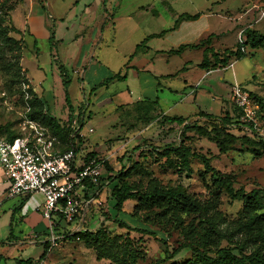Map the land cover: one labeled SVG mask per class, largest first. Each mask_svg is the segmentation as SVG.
I'll return each mask as SVG.
<instances>
[{"label":"rangeland","instance_id":"rangeland-1","mask_svg":"<svg viewBox=\"0 0 264 264\" xmlns=\"http://www.w3.org/2000/svg\"><path fill=\"white\" fill-rule=\"evenodd\" d=\"M218 1L222 2L212 5ZM0 6V15L5 17L8 28L19 31V34H10L19 39L22 46L16 62L20 67L19 77H24L31 91L35 88L49 116L60 124L66 125L71 116L80 127L79 118L83 116L79 128L82 138L80 143L75 140V145L79 144L76 152L79 160L93 153L107 162L113 173L136 162L135 170L127 179L129 183L140 182L145 186L150 179H156L164 187L180 186L199 198L208 199L210 194L201 181L203 165L198 159H190L189 169L184 170L174 156L170 157L172 164H169L156 155V150L181 143L192 153L209 159L217 171L234 175V188L243 189L247 196L252 190L264 188V152L256 144L242 146L237 139L221 153L212 132L224 126L219 119L226 114L232 121L236 120L230 101L234 84L264 105V50L245 47L244 58L230 57L229 66L211 73L198 66L202 61L201 48L178 50L181 45L197 44L207 38L201 22L178 20L176 16V29L160 33L162 27L172 24L168 8L179 14H198L202 21L204 15L222 11L224 23H233L236 30L231 33L227 24L228 33L218 38L215 44L220 56L224 49L234 51L239 40L244 41L240 33L246 28L264 35V16L260 18L264 0H0ZM14 6L9 15L8 10ZM156 32L161 36H146ZM162 48L168 49L156 52L164 50ZM172 48V52L167 51ZM209 60L213 64V59ZM15 61L7 54L0 63V126L10 124L14 129L27 105L18 92L24 84L15 83ZM60 69L68 81L66 87ZM116 74L126 79L112 80ZM158 74H169L167 79L170 80ZM183 80L192 86L191 92L189 87L182 89ZM157 84L173 90L170 99L175 107L166 117H189L188 121L204 129L207 136L197 134L194 129L160 125L162 116L156 117L160 108L154 99ZM126 90L132 91V95L124 97ZM165 93L163 90V94L168 95ZM158 94L160 98L163 96L161 92ZM136 98L145 101L146 108L140 112L134 111L135 104H130ZM98 99L101 103L96 104ZM125 103L128 105L121 107ZM201 113L215 120L206 119ZM143 118L151 119L152 126L148 128ZM238 135L252 136L246 129ZM220 140L222 137L218 138ZM109 189L111 187L106 186L99 197L94 196V203L85 209L83 217L78 215L71 224L63 221V226L57 227L53 238L50 237L53 244L50 243L43 260L40 257L44 242H33L46 240V230L40 229L46 226V221L31 225L32 220L38 218L40 198L20 196L0 201V264H15L17 260L26 259L37 264L129 261L120 255V244L124 252L132 254L135 264H171L172 261L164 260L161 240L176 248L182 243L198 242L197 235L211 229L204 219L189 227L190 218L183 217L175 223L153 212L143 214L136 210L133 201L126 202L122 212L117 213L109 199ZM210 192L215 212L209 216L221 218H213L220 236L206 237L208 253L213 254L219 248H234L235 252H240L245 236L237 234V229L243 221V202L231 201L220 188H212ZM79 229L82 233L99 231L100 242L57 239L58 235ZM9 234L11 238L7 239ZM110 245L115 259L105 258L110 253ZM126 246L128 248L124 249ZM241 249L244 254L250 253L249 248ZM188 258L190 253H181L174 261Z\"/></svg>","mask_w":264,"mask_h":264},{"label":"trees","instance_id":"trees-1","mask_svg":"<svg viewBox=\"0 0 264 264\" xmlns=\"http://www.w3.org/2000/svg\"><path fill=\"white\" fill-rule=\"evenodd\" d=\"M15 7L16 6H14L11 10L9 9L7 13L10 15ZM0 8H2V6H0ZM198 18V14L193 16L182 14L178 17V20L182 19L186 21H194ZM6 22L7 21L5 17L0 15V63L4 60V57L7 54H10L11 57L16 60L14 63L15 69L17 71L16 76H14L16 78L15 83H17L18 85H26L27 81L24 79V77H19L20 67L16 63L18 59V53L21 51L22 47L21 42L19 39H15L10 35L11 33L19 34V31L14 27L8 28ZM240 34L244 36V41H241L240 39L234 51L224 49L220 56L217 52H214L211 47H209L211 43V36H208L206 39L201 40L200 43L198 42L197 44L182 45L178 48V50H184L188 47L201 49L204 48L202 51V61L198 65L199 68L205 71H212L219 67L224 68L229 66L228 62L230 57H233L234 60H240L244 58L245 47H249V49L251 50H264V35L252 31L248 28L242 30ZM148 38H153V36ZM210 58L213 59V64L210 63ZM60 71L61 77L63 78V86L66 87L68 81L65 78L63 70L60 69ZM111 79L124 80L125 76L116 74ZM31 90V88L27 90L29 98L26 101L24 100V102H26L29 107V112L26 114V118L29 121L35 122L40 126L46 128L52 136L57 138L59 145L55 147L59 150V152L62 153L68 151L70 149V142L72 141V139L70 138V134L72 133V117L69 116L66 125L60 124V122H58L55 118L49 116L45 102H43V100ZM18 92L24 98V94L21 89L18 90ZM247 94L249 98L257 105L256 118L260 123V126L264 129V115L262 114L264 105H260V103L255 102L254 98L249 93ZM144 104L145 102L136 103L134 105V111L140 112L144 110V108H146ZM232 106L235 109L234 111L236 112V120L232 121V119L229 118L228 114H226L225 117L219 119V122L224 125L221 126L220 131L212 129V132H214L213 140L215 141L219 151L223 153L226 149V146H230L235 140L240 139V145L244 146L256 144V146H258L264 152L263 138L256 130L252 128L246 129L243 126L240 121L241 112L233 104ZM201 116L205 117L206 119L215 120L209 115H204V113H201ZM82 117L83 116L79 118L80 127H82L83 124ZM150 120L151 119L147 118L142 119V121H145V123L148 124L151 122ZM188 120L189 117H162L159 122L160 125H175L177 127H182L183 130L194 129L197 134L201 136H207V133L204 131V129L198 127L193 123H190ZM243 129L248 130L252 136L249 137L245 135H238L243 131ZM0 135L5 141L8 142H12L14 139L20 136L16 128L14 129L10 124L0 126ZM220 137H222V140L218 141V138ZM255 139L257 140V142L255 141ZM80 140L81 139H79V143ZM77 150L78 148L75 149V153L77 152ZM156 155L161 159H165V162L169 164H172L170 157L174 156L179 161L180 169L184 170L189 169L190 159H198L203 165L201 181L205 186L206 191H208V193L210 194L209 198H199L197 194L185 191L181 189L180 186L171 188L164 187L158 181H156V179H150L145 186H143V184L140 182L129 183L127 179L130 177L131 172L135 170L137 166L136 162L131 164L127 169L123 168L118 173H113L107 162L104 161V173L106 174V177L101 178V187L104 186L105 183L107 187H111V189H109V199L113 203L114 210L117 213H120L122 212L123 206L126 202L133 201L136 203V210L139 212H143V214L153 212V215L168 218L170 220H173V222L175 223L181 221L183 217L190 218L191 224L189 225V227H192V224L197 220L204 219L208 221L211 229L208 232L204 231L201 236L198 234V242L191 241L189 243H182L178 247L174 248L166 241L161 240L164 248V260L172 261L171 264H264V213H259L264 210V188L260 190H252L248 193L247 196L243 189L234 188V185L236 183L234 175L217 171L210 165L209 159L204 156L192 153L188 147L184 146L181 143L175 146L168 145L161 150H156ZM91 158L97 157L93 153L88 154L84 158V161H87ZM101 187L99 189H101ZM212 188L223 189L231 201L238 200L243 202V221L242 224H239L237 229V234H243L245 236L244 241L239 247L240 252H235L234 248H219L216 249L213 254L208 253L210 252V250L208 249L209 244L207 238L210 236H220V231L216 224H214L213 218L220 219L221 217L216 216L211 218L209 216V214L213 215V213L215 212V202L214 199L212 200L213 194L212 192H210ZM146 218H148V216ZM60 219L61 221H63L61 216ZM69 224H71V222ZM116 224L118 226H121V228H125L123 224H120L118 222H116ZM57 227H59L58 224L54 225L53 223L52 234H54V231L58 230ZM45 236L47 238L43 243L44 249L40 260H43L45 258L47 252L50 249L49 245L51 243V235L48 230L46 231ZM101 236L102 235L99 231H97L96 233H82V230H80L79 232L68 231L63 235H58L57 239H69L77 241L82 240L86 243L89 241H94V243L96 244L100 242ZM51 244H53V242ZM127 246L124 249L128 248ZM109 247H111L109 250L110 253L109 255L105 256V258L115 259V256L111 254V252H113L111 251L113 246L110 245ZM118 248V250H120V255L126 257L129 261L123 259V261H117V264H135V258L132 256V254L124 252L121 244ZM241 248H249L250 253L244 254ZM181 253H190V258L174 261V258ZM15 264L37 263L32 259H26L17 260L15 261Z\"/></svg>","mask_w":264,"mask_h":264},{"label":"built area","instance_id":"built-area-1","mask_svg":"<svg viewBox=\"0 0 264 264\" xmlns=\"http://www.w3.org/2000/svg\"><path fill=\"white\" fill-rule=\"evenodd\" d=\"M264 10L260 11V18ZM23 85L21 91L25 101L29 98ZM230 101L241 112L240 121L246 129H254L264 140V129L257 121V105L238 85L230 89ZM24 114L16 130L19 137L12 142L5 141L0 135V168L7 183V197L14 198L39 194L43 203L39 209L41 217L49 222L48 231L53 238L52 219L60 215L62 220L70 223L78 215L84 216L85 209L94 203V196H89L93 189L101 187L104 174V161L91 158L87 161L77 159L75 140L81 139L77 120L71 125L70 149L59 152L57 138L39 124L29 121ZM106 187V183L104 186ZM77 230L76 232H79Z\"/></svg>","mask_w":264,"mask_h":264},{"label":"crops","instance_id":"crops-1","mask_svg":"<svg viewBox=\"0 0 264 264\" xmlns=\"http://www.w3.org/2000/svg\"><path fill=\"white\" fill-rule=\"evenodd\" d=\"M220 2H222V1H218V2H212V5H218ZM104 11H106L105 9H104ZM168 11L170 12V17H171V20H172V24H170L169 26H165V28H161L162 30H161V32L160 33H166V32H171V31H173V30H175L176 29V24H174V20H175V18H176V16H180V15H182V14H179V13H177V12H175L174 10H172V9H170V8H168ZM212 14H206V15H204V21H202V19L201 18H198L197 20H194V21H192V22H194V23H199V22H201L200 23V26H201V28H202V31H204L203 33H205V35H207V37L208 36H211V43H210V46L209 47H211L213 50H214V52H217V44H215V43H217L218 42V38L220 39L221 37H223L225 34H227L228 33V31L226 32L225 31V28L227 27V24H229V23H224V21L226 22V20H225V18H224V16H222V14L221 13H223L222 11H218V12H211ZM183 14H186V13H183ZM239 16V15H238ZM237 16V18H239ZM156 17V19H158L159 18V15L158 16H155ZM235 20H238V19H234L233 21H234V23L236 24V22H235ZM177 21V20H176ZM186 21V20H185ZM11 22H12V20H11ZM238 23V22H237ZM237 25V24H236ZM229 26H230V32L231 33H233V31H235L236 30V27H235V25L233 24V23H230L229 24ZM229 30V29H228ZM147 37H151V36H153V37H159V36H161V34H159V32H156V33H151V34H148V35H146ZM185 45H190V44H185ZM182 46V45H181ZM162 49H164V48H162ZM166 49H168V48H165L164 50H158V51H156L157 53L159 52H165V50ZM203 49L204 48H202L201 49V51H203ZM168 52H172L173 51V48H172V50L171 49H169V50H167ZM213 71H215V70H212L211 71V73H214ZM210 73V72H209ZM75 74H77V72L75 73ZM159 75V77H163L164 79H166V80H170V79H167V78H169L170 77V75L169 74H158ZM83 78V77H82ZM126 79V78H125ZM182 85H183V90L184 89H186V88H188L189 87V89H191L190 90V92L193 90L192 89V86L191 85H189L188 84V82H187V80H183V82H182ZM32 86V85H31ZM157 90L155 91V104L156 105H158L159 106V108H160V112L157 114V116L156 117H159V116H162V117H166L167 116V114L169 113V112H171L173 109H174V107H175V103H174V101L173 100H171L170 98V95H172V89L168 86V87H162L161 86V88H164L163 90H165L166 91V93L165 94H168V95H164L163 94V90L161 91V88H160V86H159V84H157ZM33 88V87H32ZM33 90H34V92L36 93V94H38L37 93V91L35 90V88H33ZM159 92H161V94L163 95L161 98L159 97ZM43 93L44 92H42V96H43ZM39 95V94H38ZM132 95V91H129V90H126V94L125 93H123V96L124 97H128V96H131ZM44 99V98H43ZM141 98H136V101H132L130 104H136V103H142V102H145L144 100H140ZM45 100V99H44ZM101 101V99H98L97 101H96V104H99V103H101L100 102ZM107 100H104L103 102H106ZM102 102V103H103ZM124 105H128V104H122V106L121 107H123ZM208 104L206 103V106H207ZM198 112H204V111H201V110H199ZM197 113V112H196ZM196 113H194V114H196ZM194 114H192V115H194ZM179 117H182V118H186V117H183V116H179ZM83 118V117H82ZM74 119L75 118H72V122L74 121ZM148 125V128L150 127V126H152V125H150V123L149 124H147ZM146 125V126H147ZM89 130H91V129H89ZM92 131V130H91ZM76 155H77V159L79 160V155L76 153ZM106 187H101V189H98V190H96V189H93V190H91L90 192H89V196H92L93 194H96V197H99L100 195H101V193L103 192V190L105 189ZM30 196H33V197H36V198H40V206H39V208L41 207V205H42V203H43V198H42V196L41 195H39V194H32V195H28V196H25V197H23V198H29ZM0 201H4V200H6V199H11V198H8L7 197V183H6V180H5V177H4V174H3V171L1 170V168H0ZM21 206H23L24 205V203H22V202H20L19 203ZM0 208H1V202H0ZM16 208V207H15ZM41 220H44L42 217H41V215H40V213H39V215H38V218H36L35 219V221L34 220H32V222H31V225H32V223H34V224H37L38 222H40ZM34 221V222H33ZM46 221V220H45ZM52 222L54 223V225H57L58 224V226H63V221H61V219H60V215H56V216H54L53 217V219H52ZM41 226V225H40ZM49 227V222L48 221H46V226H43L42 228H40V229H42V231L43 230H46L47 231V228ZM11 238V234H9V236H8V238L7 239H10ZM6 239V240H7ZM37 239V237H35V240ZM43 242H45V239H40V241L37 239L36 241H34L33 242V244H41V243H43Z\"/></svg>","mask_w":264,"mask_h":264}]
</instances>
